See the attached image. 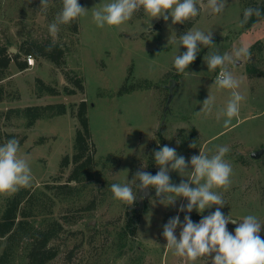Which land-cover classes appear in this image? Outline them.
<instances>
[{
    "label": "rangeland",
    "instance_id": "rangeland-1",
    "mask_svg": "<svg viewBox=\"0 0 264 264\" xmlns=\"http://www.w3.org/2000/svg\"><path fill=\"white\" fill-rule=\"evenodd\" d=\"M81 1L88 13L77 19L78 33H72L66 24L60 25L53 37L48 26L61 11L58 0H49L47 11L39 8L40 0H0L2 44L17 50L25 40L49 39L65 50L63 69L40 59L33 67L19 71L12 62L0 82L6 98L0 102V145L5 143V134L24 140L18 155L29 161L33 180L27 188L34 201L41 204L34 209L29 222L39 229L53 221L63 226L62 233L52 242L59 253L47 264H189L164 247L167 241L162 235L163 226L176 215L183 222L186 214L198 223L202 215L214 212L216 206L203 214L196 210L178 212L187 203L185 198L165 206L167 201L163 205L151 194L142 198V206L137 209V200L129 206L114 199L111 192L113 183H127L142 166L155 175L159 168L153 152L164 145L175 148L186 159L199 151L212 155L217 146H228L225 160L232 165L233 173L229 189H217L226 202L221 211L235 219L252 214L264 222V76L256 74V70L264 73V20L246 31L240 25L248 4L263 0H227L221 14H212L207 0H200V13L189 20L193 22L189 28V21L173 25L171 18L167 22L163 18L153 19L143 9L125 24L100 28L92 20L93 7L111 0ZM190 29L212 31L214 46L208 47L199 63L189 65L186 71L191 74L182 73L175 78L174 57L186 51L177 47L179 34ZM240 46L249 48L250 57L228 67L240 82L237 91L244 100L238 117L225 128L226 117L221 115L218 119L217 114L226 107L231 90L213 85L220 69L209 71L204 59L210 52L232 53ZM66 72L83 79V92H63L65 87L74 88L66 80ZM37 79L56 87L60 94L38 97ZM145 80L154 87L117 96L125 83L137 85ZM208 95L214 98L213 110L198 115ZM82 101L87 103L96 167L83 183L71 184L74 193L59 195L56 187L66 183L72 169L69 165L61 175L60 164L65 156L72 157L78 128L71 111L40 119L29 129L23 118L5 119L3 115L10 108L56 103L70 106ZM192 143L196 148L189 147ZM257 151L260 157L252 159L251 153ZM169 174L176 184L187 178L175 171ZM150 189L155 193L154 188ZM133 191H137L138 197L135 186ZM15 193L0 194V217L7 200ZM89 206L92 209L87 210ZM239 223L242 221L237 220ZM237 224L229 222L228 230L234 234ZM180 230H176L178 238ZM260 236L264 238V226ZM6 244L3 240L0 253ZM11 250L9 264L26 263L23 243L12 244ZM195 264L210 262L201 258Z\"/></svg>",
    "mask_w": 264,
    "mask_h": 264
},
{
    "label": "clouds",
    "instance_id": "clouds-1",
    "mask_svg": "<svg viewBox=\"0 0 264 264\" xmlns=\"http://www.w3.org/2000/svg\"><path fill=\"white\" fill-rule=\"evenodd\" d=\"M29 2L31 3V0ZM199 2L200 0H111L98 8L93 7L92 20L100 28L105 25L120 26L143 9L145 15L153 19L163 18L167 22L171 18L173 25L184 24L199 15ZM226 5L227 0H207V8L212 14H221ZM48 7L49 0H40L41 10L47 11ZM87 13L88 9L81 6L78 0H62V9L49 24L48 31L55 37L60 25L70 24ZM253 16L264 18V12L260 8H246L240 25L247 24ZM181 46L186 51L174 57V67L179 73L191 74L186 69L196 60L201 46H214L213 33L190 29L179 36L178 49ZM245 57H250L249 48L240 46L233 49L232 53L210 52L204 59L209 71L220 69L213 85L219 89L231 90L226 107L217 114L218 119L221 115L226 117L225 128L231 125L233 118L238 117L240 104L244 100V96L237 91L240 82L229 70L228 65L235 64ZM213 104L214 98L208 95L197 114H210ZM189 147L196 148L194 143ZM19 149L20 142L16 138L0 145V194L15 193L20 188H27L32 184L29 161L18 155ZM229 151L230 148L226 145L217 146L212 155L199 151L198 155L186 159L178 154L175 148L164 145L153 152L154 162L159 168L155 175L144 171L142 166L127 183H113L111 192L114 199L129 206L137 200V191H133V186L144 194L154 188L155 197L159 202L165 205L164 202L167 201L165 206L175 205L178 198H185L187 203L182 204L178 212L191 213L196 210L203 214L206 209L216 206L214 212L207 216L202 215L198 223L187 214L183 222L179 215L171 217L163 226L162 235L167 241L164 247L189 264H195L201 258H207L210 264H264V238L260 236L264 222L252 214L235 219L221 211L226 202L217 189L227 191L231 186L233 169L225 160ZM171 171L187 178L176 184L169 174ZM237 220L242 223L237 224ZM229 222L237 224L234 234L227 228ZM178 227L181 229L179 238L176 235Z\"/></svg>",
    "mask_w": 264,
    "mask_h": 264
},
{
    "label": "trees",
    "instance_id": "trees-1",
    "mask_svg": "<svg viewBox=\"0 0 264 264\" xmlns=\"http://www.w3.org/2000/svg\"><path fill=\"white\" fill-rule=\"evenodd\" d=\"M62 9V0H58ZM243 1V0H242ZM82 6V1L78 0ZM248 7L260 8L264 12V0L261 3L250 2ZM243 18V12L240 17V21ZM264 18H258L253 16L249 19L247 24L241 26L243 31L250 30L258 23L263 21ZM191 21L187 22V27L192 26ZM69 29L72 33L77 34L79 31L78 21L75 20L69 24ZM182 33L179 34V36ZM259 45V46H258ZM260 49V43L256 45ZM8 44H2L0 42V82L6 77L8 68L13 62L19 71H25L28 69L26 64V57L31 56L35 61L45 59L51 62L56 68L63 69L65 67V50L58 44L53 43L49 39L46 41L37 40H25L17 48V53H10ZM50 49V50H49ZM208 49L201 46V51L198 53L195 63H199L201 55ZM174 77H179L182 73L177 72L175 67ZM258 76H264V73L258 72ZM66 80L73 84V89L65 87L63 92L66 95H74L76 91H84V82L81 77L75 75L73 72L64 73ZM129 79V78H128ZM127 79V81H128ZM154 86L151 82L145 80L137 85H128L127 83L118 91L117 96L128 94L135 90H149ZM38 97H42L45 94L59 95L60 91L51 85L45 84L42 80L37 79V91ZM4 91L0 87V102L4 101ZM68 111H71L72 116L77 120L78 128L76 129L75 139L73 143V155L71 158L65 156L60 164V173L63 174V170L69 165H72L71 172L69 173L66 183L58 185L56 189L59 195H71L74 193V186L71 184H81L87 176L96 167L95 160V146L92 140V133L89 126V120L87 117V103L85 101L79 104L67 106L64 103L47 104L44 106H26L24 108H10L3 117L5 119L10 118H23L25 120V127L27 129L33 127L35 123L40 119H50L57 116L65 115ZM5 143L11 138H16V135H4ZM23 139L19 140L20 145L23 143ZM41 207V204H37L34 201L30 189L20 188L11 198L6 202L5 208L0 217V250L2 241L6 240V246L0 253V264H9L12 244L18 245L19 242L25 245L26 250V263L25 264H47L55 259L59 253L57 246L52 245V242L56 237L62 233L63 226L58 221L49 223L45 228L39 229L34 227L29 218L34 216V209ZM87 208L90 210L92 208ZM39 212H36L38 215Z\"/></svg>",
    "mask_w": 264,
    "mask_h": 264
},
{
    "label": "water",
    "instance_id": "water-1",
    "mask_svg": "<svg viewBox=\"0 0 264 264\" xmlns=\"http://www.w3.org/2000/svg\"><path fill=\"white\" fill-rule=\"evenodd\" d=\"M10 53H12V54H16L17 53V50L16 49H14V48H11L10 49ZM175 83H176V81L175 80H172L171 81V84L172 85H175ZM172 88V87H171ZM252 159H258L259 157H260V152L259 151H257V152H253V153H251V156H250ZM151 194H154L155 195V193L151 190V189H149L148 190V193L147 194H144V193H142V192H140L139 191V193H138V197H137V202H138V204H139V207H137V209H139L141 206H142V198L141 197H143V199H147ZM231 225H235V224H233V223H231Z\"/></svg>",
    "mask_w": 264,
    "mask_h": 264
},
{
    "label": "built area",
    "instance_id": "built-area-1",
    "mask_svg": "<svg viewBox=\"0 0 264 264\" xmlns=\"http://www.w3.org/2000/svg\"><path fill=\"white\" fill-rule=\"evenodd\" d=\"M25 61H26V64L29 68H31L35 65V60L31 56L26 57ZM218 75H219V73L217 74V76Z\"/></svg>",
    "mask_w": 264,
    "mask_h": 264
}]
</instances>
